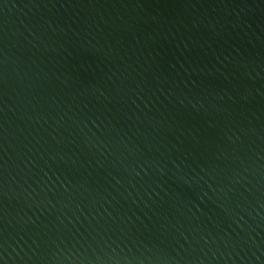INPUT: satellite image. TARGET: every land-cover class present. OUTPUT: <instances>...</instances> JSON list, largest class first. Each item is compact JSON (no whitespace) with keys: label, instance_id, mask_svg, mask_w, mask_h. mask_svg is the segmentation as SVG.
Here are the masks:
<instances>
[{"label":"water","instance_id":"1","mask_svg":"<svg viewBox=\"0 0 264 264\" xmlns=\"http://www.w3.org/2000/svg\"><path fill=\"white\" fill-rule=\"evenodd\" d=\"M0 264H264V0H0Z\"/></svg>","mask_w":264,"mask_h":264}]
</instances>
